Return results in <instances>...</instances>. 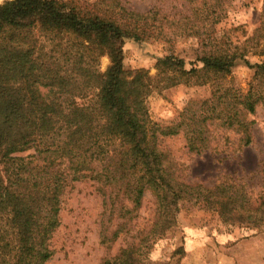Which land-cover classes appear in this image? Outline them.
<instances>
[{"label":"trees","instance_id":"trees-1","mask_svg":"<svg viewBox=\"0 0 264 264\" xmlns=\"http://www.w3.org/2000/svg\"><path fill=\"white\" fill-rule=\"evenodd\" d=\"M202 4L195 9L196 23L176 32L196 36L207 47L198 58L201 66L188 70L183 58L165 55L157 59L155 76L126 70L123 48L128 38L165 37L157 13L129 10L119 0L0 5V264H46L54 253L50 240L60 224L62 197L73 182L86 179L123 189L135 207L150 189L167 216L169 207L195 200L218 204L227 218L246 215L252 225L264 218V203L252 208L240 189L212 191L176 179L159 147L160 136L176 134L184 125L190 149L202 151L208 146L206 122L214 118L240 129L248 144L246 115L264 105V62L255 65L246 93L225 86L237 58L251 51L264 54V33L258 29L243 46L213 42L211 26L222 18L206 0ZM37 27L55 45L49 59L35 54L29 34ZM59 39L66 46L55 44ZM105 54L110 64L102 72ZM209 75L215 77L214 88L211 98L201 101L203 112L166 126L151 119L146 100L153 92L205 84ZM31 149L35 153L23 155ZM130 256L107 264H134Z\"/></svg>","mask_w":264,"mask_h":264},{"label":"rangeland","instance_id":"rangeland-1","mask_svg":"<svg viewBox=\"0 0 264 264\" xmlns=\"http://www.w3.org/2000/svg\"><path fill=\"white\" fill-rule=\"evenodd\" d=\"M6 1L0 0V5ZM75 1L85 5L91 0ZM119 1L129 10L157 13L166 34L159 40L126 39V70L144 69L155 76L157 59L171 54L183 58L188 70L195 64L201 66L198 58L207 47L196 36L176 32L182 24L196 23L195 9L204 6L202 0ZM206 1L210 11L222 18L211 26L213 42L243 46L258 29L257 33H264V0ZM29 36L35 54L44 59L54 54L55 45L40 28ZM59 43L66 46L62 39L55 42ZM262 62L264 54L253 51L237 58L225 86H230L234 94L246 93L255 65ZM109 64V55H103L101 71H106ZM208 77L205 84L180 83L153 92L146 100L151 119L166 126L189 120L193 112H203L201 101L211 98L214 88L215 77ZM246 117L250 123L248 144L240 129L228 127L220 118L206 122L208 146L202 151L190 149L184 125L176 134L160 136L159 147L174 177L212 191L220 186H227L230 192L240 189L252 208L264 203V105L258 104ZM29 153H35L34 149L23 155ZM168 210L169 216L150 189L145 190L141 205L135 207L121 188L88 179L73 182L62 197L60 224L50 240L54 253L46 264H107L108 260L124 258L127 252L134 264H264V218H253L258 224L252 225L246 215L227 218L218 204L210 206L195 200L181 201Z\"/></svg>","mask_w":264,"mask_h":264}]
</instances>
